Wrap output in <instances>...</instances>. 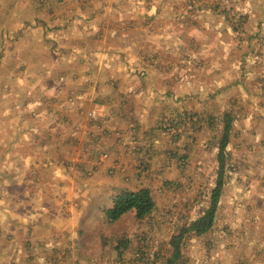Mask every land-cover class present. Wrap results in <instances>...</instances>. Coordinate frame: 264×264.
<instances>
[{"label": "rangeland", "instance_id": "374dc122", "mask_svg": "<svg viewBox=\"0 0 264 264\" xmlns=\"http://www.w3.org/2000/svg\"><path fill=\"white\" fill-rule=\"evenodd\" d=\"M226 114L177 264H264V0H0V264H164ZM140 188L146 218L103 220Z\"/></svg>", "mask_w": 264, "mask_h": 264}, {"label": "trees", "instance_id": "16d2710c", "mask_svg": "<svg viewBox=\"0 0 264 264\" xmlns=\"http://www.w3.org/2000/svg\"><path fill=\"white\" fill-rule=\"evenodd\" d=\"M231 122L229 115L224 116L223 133L218 143L217 160L219 163L218 178L215 187L211 190L209 208L201 216L191 222L187 227L179 230L178 234L171 237L169 246L171 253L164 264H177L180 257V244L187 233H194L201 236L207 233L213 226L217 204L222 189V178L224 173V151L229 142ZM109 206L102 208V218L107 224H113L129 213L134 214L138 221L146 218L154 209V202L148 188L137 190H118L109 198ZM121 253V252H120Z\"/></svg>", "mask_w": 264, "mask_h": 264}, {"label": "crops", "instance_id": "0c3cea01", "mask_svg": "<svg viewBox=\"0 0 264 264\" xmlns=\"http://www.w3.org/2000/svg\"><path fill=\"white\" fill-rule=\"evenodd\" d=\"M27 143H29V141H27ZM0 145H1V143H0ZM52 148V147H51ZM105 149H108L107 147H105ZM10 150H12V148L10 149ZM9 150V151H10ZM0 151H2V152H0V165H2L4 162H6L7 160H6V157H9V158H12V160H11V164H12V166L13 165H15V163H14V160H15V155L16 154H13L12 152H9V151H6V152H4L5 150L4 149H2V148H0ZM56 151H52V154L53 155H57L56 157H57V159L60 161L61 159H62V157L63 156H59L58 155V153H55ZM109 152V151H108ZM54 157V156H53ZM56 158H52L51 160H54V161H58ZM65 164H67L66 162H64V165ZM15 170V169H14ZM11 171V170H10ZM17 173V177H11L10 178V188H11V192L12 193H14V191H16V192H20L22 189H25L26 191H27V189H26V186L24 185V184H22V185H19V179H18V172H16ZM57 174H58V172H57ZM11 175L12 176H14V174H13V172H11ZM49 175H47V177H48ZM75 181L76 182H74V184L75 185H78V187H81V182H82V180L81 179H79L78 181H77V178L75 179ZM78 182V183H77ZM0 185L1 186H3V185H6V183H4L2 180H0ZM51 184H49L48 186H46V187H42L41 189L42 190H49V189H51ZM104 191V190H103ZM34 197V196H33ZM41 196H38V198H40ZM47 198H49L48 196H47ZM43 199V198H42ZM52 200V199H51ZM45 206H43L42 207V210L43 211H46V213L48 214V215H53L50 211H51V208H50V205H49V203H44V202H42ZM38 208V207H37ZM36 208V209H37ZM49 208H50V211H49ZM35 209V208H34ZM36 212V211H35ZM37 213V212H36ZM51 234H53V233H51ZM51 234H50V236H51Z\"/></svg>", "mask_w": 264, "mask_h": 264}]
</instances>
